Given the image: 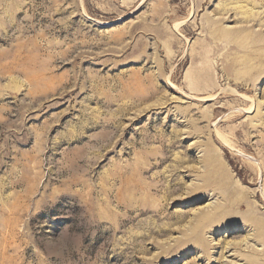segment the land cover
Here are the masks:
<instances>
[{"label":"rangeland","instance_id":"1","mask_svg":"<svg viewBox=\"0 0 264 264\" xmlns=\"http://www.w3.org/2000/svg\"><path fill=\"white\" fill-rule=\"evenodd\" d=\"M0 264H264V0H0Z\"/></svg>","mask_w":264,"mask_h":264},{"label":"bare ground","instance_id":"2","mask_svg":"<svg viewBox=\"0 0 264 264\" xmlns=\"http://www.w3.org/2000/svg\"><path fill=\"white\" fill-rule=\"evenodd\" d=\"M230 32V31H229ZM258 39V38H257ZM204 73V72H203ZM197 74V73H196ZM197 76V75H196ZM208 76V77H207ZM198 79V78H197ZM196 79V80H197ZM199 79H200V82H202L203 83V85H205V87H207L208 85L210 86V85H212L213 84V82H212V80L209 78V75L208 74H206V75H203V76H200L199 77ZM214 81V80H213ZM199 82V83H200ZM202 87V86H201ZM214 88V87H213ZM207 89V88H206ZM208 90V89H207ZM218 93V92H217ZM221 179V178H220ZM232 185V184H231ZM230 186V185H229ZM233 186V185H232ZM237 186V185H236ZM216 211V210H215ZM217 212V211H216ZM213 214V213H212ZM214 214H216V213H214ZM210 219V218H209Z\"/></svg>","mask_w":264,"mask_h":264}]
</instances>
